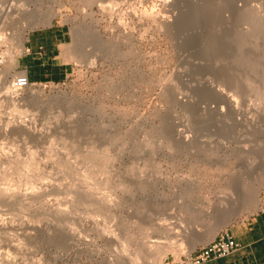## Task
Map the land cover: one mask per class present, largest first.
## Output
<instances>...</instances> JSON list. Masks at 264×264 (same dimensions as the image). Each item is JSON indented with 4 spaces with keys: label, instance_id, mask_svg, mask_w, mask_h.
Wrapping results in <instances>:
<instances>
[{
    "label": "rangeland",
    "instance_id": "374dc122",
    "mask_svg": "<svg viewBox=\"0 0 264 264\" xmlns=\"http://www.w3.org/2000/svg\"><path fill=\"white\" fill-rule=\"evenodd\" d=\"M12 1L0 4L7 11L12 3L37 7L42 15L24 31L21 15L4 22L0 14L6 37L0 43V190L9 194L0 195V263L130 264L135 248L147 242L154 250L149 258L142 250L140 264H158V247L163 264H178L262 207L264 22L257 19L258 2ZM53 19L73 27L75 70L63 82L37 83L7 98L6 87L25 74L17 68L23 47L15 32H27L25 43L29 30ZM229 102L237 103L236 115ZM235 120L242 126L235 128ZM89 151L106 159L97 158L101 165L94 159L90 169ZM255 188L259 206L244 204ZM91 196L105 202L93 207ZM237 201L243 202L239 214L210 237ZM138 228L145 238L130 242Z\"/></svg>",
    "mask_w": 264,
    "mask_h": 264
},
{
    "label": "crops",
    "instance_id": "0c3cea01",
    "mask_svg": "<svg viewBox=\"0 0 264 264\" xmlns=\"http://www.w3.org/2000/svg\"><path fill=\"white\" fill-rule=\"evenodd\" d=\"M28 32L18 59L20 72L25 73L32 83L65 81L76 67L73 27L62 19H53ZM227 232L239 244L238 250L205 264H264V204Z\"/></svg>",
    "mask_w": 264,
    "mask_h": 264
},
{
    "label": "bare ground",
    "instance_id": "6f19581e",
    "mask_svg": "<svg viewBox=\"0 0 264 264\" xmlns=\"http://www.w3.org/2000/svg\"><path fill=\"white\" fill-rule=\"evenodd\" d=\"M15 1V0H14ZM14 1H12V2H14ZM27 1V0H26ZM29 1V0H28ZM168 1V0H167ZM248 1H251V0H248ZM258 2V6H256L255 8H256V10L258 11V16L259 17H257V19H258V22L260 23H263L264 22V15H262L261 17H260V15L259 14H262V13H264V0H254V2ZM1 3V2H0ZM3 3V2H2ZM37 3V2H36ZM16 3H12V4H10V8L8 9V11H7V9L5 8V6H6V4L3 6V5H1L0 4V14H1V16L2 15H4L5 16V18H4V22H6L7 21V19L8 18H10L11 19V17H10V15L12 16V14H14V12H16V13H18L17 15H21V20H22V22H20V21H17V22H20V23H22V24H20L21 26H22V28H24V31H25V29H27L28 27H31L32 25H35V24H37L39 21H40V16H39V14H40V12L38 11L39 10V8H37L36 7V9H30L29 8V6L28 7H26V8H24L25 6H24V4H22L23 6H21V4L20 5H15ZM240 4V3H239ZM251 4V3H250ZM42 5V4H41ZM40 5V6H41ZM241 5V4H240ZM254 5V4H253ZM250 5H248V7H249ZM251 7V6H250ZM247 8V7H246ZM252 8V7H251ZM255 8H253V9H255ZM40 9H41V7H40ZM249 10H250V8H248ZM247 9V10H248ZM245 10V9H244ZM254 11L255 10H253V13H254ZM257 11L255 12V13H257ZM252 12V11H251ZM47 14V13H46ZM46 14H45V17H46ZM16 15V14H15ZM16 15V16H17ZM40 15H42V13L40 14ZM44 15V14H43ZM51 16V15H50ZM256 16V15H255ZM42 17V16H41ZM14 18H16L15 16H14ZM19 18V17H18ZM47 18L49 19L50 17L47 15ZM227 18V17H226ZM229 19V18H228ZM19 20H20V18H19ZM46 21H47V19H46ZM170 22H171V20H169ZM173 22V21H172ZM10 24V23H9ZM15 24H17V23H15ZM169 25H170V23H168ZM5 25V24H4ZM18 25V24H17ZM162 25V24H161ZM171 25H172V23H171ZM260 25H262V24H260ZM16 26V25H15ZM163 27V26H162ZM261 27H263V26H261ZM2 28V27H1ZM6 28V27H5ZM17 28V27H16ZM22 28L21 29H19V30H22ZM172 28V27H171ZM15 29V28H14ZM17 29V30H18ZM167 29V28H166ZM5 30V29H4ZM13 32H14V30H13ZM27 32H15V36L14 35H12V36H14L15 37V40H17V43H18V46L19 47H23V41H24V36H25V34H26ZM247 33V32H246ZM9 35V34H8ZM245 35V34H244ZM10 39V38H9ZM14 39V38H13ZM4 41L6 42V37H5V34H3L2 32L0 33V43L2 44H4ZM10 56V57H9ZM9 56H6V58H10V61L11 62H14L15 61V56L13 55V56H11V55H9ZM2 74H3V72H2ZM9 74V73H8ZM6 75V72H4V76ZM7 76V75H6ZM5 78V77H4ZM8 86V85H7ZM6 89H7V92H5V93H8V96H7V98L8 97H11L13 94V96H15V95H18V94H16L17 92H18V90L17 89H15L14 88V86H12V88H10V87H6ZM213 90V89H212ZM212 90H210V91H212ZM217 91H220V90H217ZM221 92V91H220ZM216 93V92H215ZM225 93V92H224ZM220 94V93H219ZM224 95V94H223ZM225 95H228V94H225ZM19 96V95H18ZM229 96V95H228ZM17 97V96H16ZM16 97H14V99L16 98ZM224 97H227V96H224ZM229 97H231V96H229ZM64 98H66V96L64 97ZM233 98V97H232ZM232 98H230V100L232 99ZM17 99H18V97H17ZM234 99H232L231 101H233ZM235 101V100H234ZM226 102V101H225ZM231 103V104H230ZM232 103L233 102H229L228 104H230V108L231 109H229L230 110V112L231 111H233V115H236V113L234 112L235 111V109H233V107L235 106V105H237V103L234 105V103H233V105H232ZM238 106V105H237ZM224 107V106H223ZM227 108H228V106H227ZM222 110V109H221ZM224 110V109H223ZM16 111L17 112H19V113H22V110H19V109H16ZM237 111V110H236ZM24 113V112H23ZM223 113V112H222ZM224 113H225V110H224ZM238 113L239 112H237V115H238ZM227 114H228V112H227ZM240 115V114H239ZM227 117H228V115H227ZM235 117H237V116H235ZM238 119H240V118H238ZM225 120H227L226 118H225ZM229 120V119H228ZM226 122V121H225ZM243 122V121H242ZM231 123H234L233 125H234V127L235 128H238V127H241L242 126V124L240 125L239 124V120H235L234 122H231ZM240 125V126H239ZM258 132L259 133H261L262 135H264V129L261 127V128H259L258 129ZM168 135V134H167ZM179 135V134H178ZM172 136V135H171ZM175 136V135H174ZM170 137V136H169ZM179 138H180V136H179ZM185 139H187V138H185ZM188 140H189V138H188ZM175 144V143H174ZM176 145V144H175ZM172 146V145H171ZM173 147V146H172ZM176 148H177V146H176ZM97 149V148H96ZM107 151V150H106ZM99 152V151H98ZM89 155L87 156L86 154H85V160H86V158L88 157V158H91V161H89L88 162V165H89V167H90V164H92L93 165V163L92 162H94V163H96L97 161L98 162H100V165H101V159L99 160H97V158H101V157H103L104 155H101V154H99V153H101V152H99V153H95V151L91 154V152L89 151ZM108 153V152H107ZM102 154H104L103 152H102ZM105 155H106V153H105ZM109 154H107L106 156H108ZM87 158V160H89ZM93 158V159H92ZM104 158V157H103ZM108 158V157H107ZM111 158V157H110ZM94 159H96V162L94 161ZM104 159H106V157L104 158ZM86 160V161H87ZM86 161H84V162H86ZM34 161L32 160V161H28V164H31V163H33ZM104 162V161H103ZM106 162V161H105ZM106 163H108V162H106ZM27 164V163H26ZM66 164V163H65ZM70 164V163H69ZM99 164V163H98ZM87 165V162L85 163V165L84 166H86ZM96 165V164H95ZM95 165H94V167H95ZM27 166V165H26ZM105 166L106 165H104L103 167H104V172H105ZM109 166V165H108ZM61 167H64V166H61ZM72 167V166H71ZM87 167V166H86ZM88 167V168H89ZM102 166H101V168H100V170L103 168ZM98 168V167H97ZM106 168H107V166H106ZM68 169L70 170L71 169V172H72V168H69L68 167ZM90 169H92L91 167H90ZM74 170V169H73ZM76 170H78L77 168L75 169V171ZM108 171H109V168L107 169ZM78 171H80V170H78ZM90 171V170H89ZM93 172H94V170H93ZM96 172V171H95ZM107 172V171H106ZM111 172V171H110ZM77 173H79V172H77ZM85 174V173H84ZM87 174H88V171H87ZM106 174V173H105ZM110 174V173H109ZM89 175V174H88ZM101 175H104V174H101ZM80 176H81V174H80ZM94 176V175H93ZM78 177H79V175H78ZM89 177V176H88ZM92 177V176H91ZM29 178V177H28ZM30 178H32V177H30ZM80 178V177H79ZM93 178V177H92ZM96 178H97V175H96ZM81 179V178H80ZM83 179V178H82ZM98 179H100L99 177H98ZM27 180H29V179H27ZM84 180V179H83ZM83 180H82V183H83ZM105 180V179H104ZM104 180H103V182H104ZM85 181V180H84ZM88 181H89V179H88ZM98 181H100V180H98ZM105 181H107V179L105 180ZM102 181H100V183H101ZM88 184H89V182H88ZM88 184H87V186H88ZM82 185V184H81ZM84 185V184H83ZM86 186V187H87ZM102 186H103V184H102ZM101 186V187H102ZM128 186V185H127ZM244 186V185H243ZM246 186V185H245ZM244 186V187H245ZM248 186V185H247ZM80 187V186H79ZM86 187H85V189H86ZM93 187H94V184H93ZM99 187V186H98ZM78 188V187H77ZM88 188H90V185H89V187ZM100 188V187H99ZM246 188V187H245ZM247 188H249V186L247 187ZM76 189V188H75ZM84 189V190H85ZM96 189L98 190V188L96 187ZM96 189H95V191H96ZM255 189H258V188H255ZM2 190H4V189H1L0 190V195H3V197H4V195H9L7 192L8 191H2ZM88 191H90V189H87ZM93 190V189H92ZM244 190V189H243ZM250 190V189H249ZM82 191H83V189H82ZM94 191V192H95ZM248 191V190H247ZM256 193H255V196H254V198H252V199H249V200H242L243 202H244V204H247V203H245V202H248V205H254V204H256V207H258L259 206V204H260V201H259V199H257V196L259 195V193H260V189H258V190H256L255 191ZM9 193H10V191H9ZM18 193V192H17ZM16 193V194H17ZM20 193V192H19ZM11 194V193H10ZM95 194V193H94ZM94 194H92V195H94ZM17 195H19V197L20 198H27L28 197V195L26 194V196H25V194H22V193H20V194H17ZM77 195H78V193H77ZM15 195L14 194H12V196H10L11 198L12 197H14ZM79 196V195H78ZM0 197H2V196H0ZM10 197H8V199H10ZM32 197H33V195L30 193V198L32 199ZM81 197V196H80ZM94 197V198H93ZM247 197V196H246ZM5 198V197H4ZM6 198H7V196H6ZM5 198V199H6ZM25 198V199H26ZM91 198H93L94 199V201H95V203H94V201L92 202V200H91V203H93L92 204V206L94 205V204H96L97 202H96V199H98V198H95V196H91ZM245 198V197H244ZM79 199V198H78ZM82 199V198H81ZM80 199V200H81ZM89 199V198H88ZM108 199V198H107ZM106 199V200H107ZM246 199V198H245ZM248 199V198H247ZM85 201H86V199H85ZM97 201H99V200H97ZM101 201V202H100ZM97 204H99L100 203V205H102L101 203H103V202H105V198H103V200H100ZM110 201V200H109ZM225 201V200H224ZM44 202H46V201H44ZM83 201H81V203H82ZM89 202V201H88ZM111 202V201H110ZM233 202H234V200H233ZM238 202V201H237ZM240 202V201H239ZM239 202L236 204V205H238L239 204ZM243 202H240L241 204H243ZM23 203V202H22ZM76 203H78V202H76ZM228 203H229V201H228ZM235 203H236V201H235ZM80 204V203H79ZM108 204H109V202H108ZM111 204V203H110ZM224 204H226L225 202H224ZM233 204V203H232ZM83 205V204H82ZM99 205V206H100ZM103 205H106L107 206V201H106V204H103ZM228 205V204H227ZM234 205V204H233ZM232 205V207H234ZM86 206V205H85ZM87 206H88V203H87ZM230 207H231V202H230V205H229ZM229 206H227L228 208L226 209L225 208V210H226V212L228 211V209H230L229 208ZM241 205L239 204L236 208H232L231 207V209L229 210V212H227V216H224V217H222L221 218V220H219V222H217V224L213 227V229H212V231H211V233H210V237H213V235H215V233L222 227V226H224L227 222H229V220H230V218L234 215L235 216V213H237V214H239L238 212H237V210H239L241 207H240ZM89 207H90V205H89ZM94 207V206H93ZM110 207V206H109ZM224 207V206H223ZM246 207H248V206H246ZM252 207V206H251ZM98 208V207H97ZM100 208V207H99ZM108 209V208H107ZM106 209V210H107ZM99 210V209H98ZM101 210H103L102 209V207H101ZM221 210H223L222 208H221ZM224 210V211H225ZM97 211V210H96ZM235 211V212H234ZM103 212H104V210H103ZM225 212V213H226ZM233 212V213H232ZM229 213V214H228ZM230 213L232 214V215H230ZM127 221V220H126ZM137 222V221H136ZM140 222V221H139ZM3 224V223H2ZM133 224V223H132ZM138 224V223H137ZM139 224H141V223H139ZM135 225V224H134ZM145 225V224H144ZM144 225H142V227L144 226ZM134 227V226H133ZM138 227V226H137ZM2 228V227H1ZM146 228V227H145ZM133 229V228H132ZM131 229V230H132ZM144 229V228H143ZM147 229V228H146ZM166 229V228H165ZM130 230V231H131ZM162 230H163V232H164V229L162 228ZM168 231H169V229H167ZM136 231V230H135ZM138 232H140L141 230H139V228H138V230H137ZM145 231V229L143 230V232ZM166 231V230H165ZM132 232V231H131ZM137 232V234L136 233H134V231H133V234H130V233H128L127 231H126V233H127V235H129V237H127V238H129L130 239V242H133V241H135L136 240V238H137V236H142V239L143 238H145V237H143L145 234V232L142 234L141 232V234L140 233H138ZM165 233V232H164ZM137 235V236H136ZM126 237V236H125ZM199 237V236H198ZM194 238H195V240L199 243V241L198 240H201L200 242H202V243H204L203 241H204V238L202 239V238H197V235H194ZM210 239V238H209ZM132 240V241H131ZM138 240V239H137ZM203 240V241H202ZM192 242V241H191ZM191 244H193V243H191ZM194 244H197V243H195V241H194ZM193 246H196V245H192V248H193ZM123 247V246H122ZM141 246H137L136 248H135V250H137L135 253H134V258L130 261V264H140V257H141V251L142 250H144L145 251V256H146V258H149L150 256H151V254L153 253V252H151V251H153V250H151V246L149 247V245H147V242L145 243H142V247L140 248ZM169 247V246H168ZM163 248V247H162ZM166 247L164 246V248L163 249H165ZM170 248V247H169ZM168 248V249H169ZM195 248V247H194ZM125 249H126V247H125ZM160 249V250H159ZM168 249L166 248V250L168 251ZM124 250V249H123ZM156 251H157V249H156ZM159 251V252H158ZM158 251L156 252V254H154L153 256H154V259H156L157 261V263L158 264H163L162 263V257H163V254H165V251H163L162 249H161V247H158ZM166 251V252H167ZM143 253V252H142ZM154 253H155V251H154ZM132 255V254H131ZM132 257V256H131ZM8 261V260H7ZM10 261V260H9ZM2 262V261H1ZM9 263V262H8ZM8 263H6V262H3V263H0V264H8ZM12 263V262H11ZM11 263H9V264H11ZM14 264V263H13Z\"/></svg>",
    "mask_w": 264,
    "mask_h": 264
},
{
    "label": "built area",
    "instance_id": "2783aa9c",
    "mask_svg": "<svg viewBox=\"0 0 264 264\" xmlns=\"http://www.w3.org/2000/svg\"><path fill=\"white\" fill-rule=\"evenodd\" d=\"M37 83H32L26 74H20L13 80V86L17 90H24ZM214 240L202 246L195 254H191L178 264H205L214 258H225L232 255L239 248V244L228 233L219 234Z\"/></svg>",
    "mask_w": 264,
    "mask_h": 264
}]
</instances>
